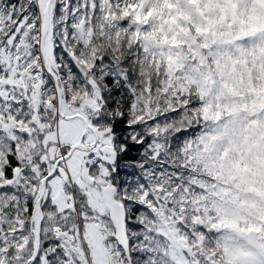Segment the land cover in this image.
<instances>
[{
  "label": "snow or ice",
  "instance_id": "snow-or-ice-1",
  "mask_svg": "<svg viewBox=\"0 0 264 264\" xmlns=\"http://www.w3.org/2000/svg\"><path fill=\"white\" fill-rule=\"evenodd\" d=\"M0 264H264V0H0Z\"/></svg>",
  "mask_w": 264,
  "mask_h": 264
}]
</instances>
